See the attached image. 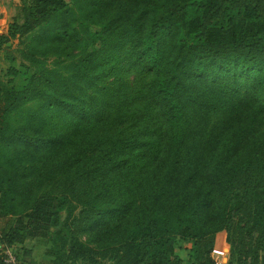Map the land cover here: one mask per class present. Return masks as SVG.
<instances>
[{"label": "trees", "instance_id": "trees-1", "mask_svg": "<svg viewBox=\"0 0 264 264\" xmlns=\"http://www.w3.org/2000/svg\"><path fill=\"white\" fill-rule=\"evenodd\" d=\"M20 3L0 35V55L25 46L0 71L1 245L216 264L225 233L227 264H264V0Z\"/></svg>", "mask_w": 264, "mask_h": 264}, {"label": "rangeland", "instance_id": "rangeland-1", "mask_svg": "<svg viewBox=\"0 0 264 264\" xmlns=\"http://www.w3.org/2000/svg\"><path fill=\"white\" fill-rule=\"evenodd\" d=\"M11 18L8 21H2L0 23V34L1 35H7L8 29H9V23L13 22L14 20L18 22H22V13H21V3L20 0L17 1L16 11L11 14ZM91 29L95 30L97 28L91 27ZM19 39L13 40L9 43L7 46V49L3 55H0V71L6 70L10 66V62L7 59V56H15L18 57L19 53L18 51L20 49H23L25 46L22 44ZM54 60H49V66L52 67V62ZM19 118L15 117L13 120V124H17ZM226 234L221 233L216 236L215 239V247L214 251L212 253V259L216 264H227L228 260H225V247H226ZM26 246H29L30 249H24L25 251H22L19 249V259L20 262L27 264H50L51 263V257L47 255V251L49 249V242L46 239L41 238H33L28 239L26 241ZM192 247L191 243L179 241L176 247V253L187 262L190 254V248ZM109 264V263H105Z\"/></svg>", "mask_w": 264, "mask_h": 264}, {"label": "crops", "instance_id": "crops-1", "mask_svg": "<svg viewBox=\"0 0 264 264\" xmlns=\"http://www.w3.org/2000/svg\"><path fill=\"white\" fill-rule=\"evenodd\" d=\"M17 1L19 0H0V23L2 21H8L12 17L11 14L16 11ZM12 22L9 23V25ZM24 249H30L29 246H26V243L24 245ZM25 251V250H22ZM21 264H27L26 262Z\"/></svg>", "mask_w": 264, "mask_h": 264}, {"label": "built area", "instance_id": "built-area-1", "mask_svg": "<svg viewBox=\"0 0 264 264\" xmlns=\"http://www.w3.org/2000/svg\"><path fill=\"white\" fill-rule=\"evenodd\" d=\"M0 251L3 264H21L16 246H2L0 242Z\"/></svg>", "mask_w": 264, "mask_h": 264}, {"label": "water", "instance_id": "water-1", "mask_svg": "<svg viewBox=\"0 0 264 264\" xmlns=\"http://www.w3.org/2000/svg\"><path fill=\"white\" fill-rule=\"evenodd\" d=\"M1 35V34H0Z\"/></svg>", "mask_w": 264, "mask_h": 264}]
</instances>
